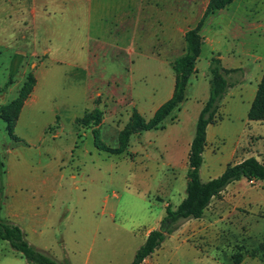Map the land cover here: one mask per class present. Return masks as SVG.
<instances>
[{"label": "crops", "instance_id": "crops-1", "mask_svg": "<svg viewBox=\"0 0 264 264\" xmlns=\"http://www.w3.org/2000/svg\"><path fill=\"white\" fill-rule=\"evenodd\" d=\"M209 1L0 0V33H7L9 29L11 32L16 27L27 29L32 27L30 29L37 33L40 30L37 26L38 20L42 18V33L47 34L49 33L48 21L44 19L52 18L53 24H55L56 18H62L63 21L60 25L72 34L96 35L90 37L89 48L112 51L107 60L109 63L107 62L105 71L99 72L102 78L94 82L97 89L93 93L88 91L89 86H85L86 83L92 82L91 78L87 79L80 72V70H87L86 65L83 67L76 62L70 64V68L66 67L67 69L63 70L64 62L57 60V64L53 67L43 68L45 65L41 60L40 65L36 66L33 71L36 85L25 101L15 126V134L18 138L9 135L6 122L0 118L4 121L6 141L8 142V145L5 146L6 144L0 141V162L4 168V191L0 215L19 224L32 246L51 253L59 261L69 260L72 264H130L137 249L144 243L150 231L158 227L157 225L160 224L163 217L146 229L142 244H136L133 247L129 245L130 237H117L118 243L113 244L112 235L106 232L102 246L93 261L94 248L88 246L86 249V246L81 243H88L90 237L92 241L98 239L101 221L96 217L93 221L89 219L88 224L75 221L67 234L57 237V234L60 233L58 227L61 223V205L64 203L65 191L68 190L66 179L71 180L70 192L78 189V183H88L89 186L96 185V179H100V187L105 190L112 184V163L105 162L102 167L96 166L97 159L102 158V154L97 155L98 151L104 150L98 146L96 130L100 133L103 127L111 126L120 143L119 134L130 121L134 110H137L146 119H150L156 110L172 97L176 79L172 63L184 53L187 45L185 34L204 17ZM252 32L264 33V0H233L227 7L205 17L200 31L204 44L196 63V70L191 75L186 87L185 99L160 125V127L165 126L169 120L180 123L190 150L199 115L210 96L211 59L214 56L220 57L223 66L227 69L243 68L242 80L230 88L222 100L217 115V119L219 116L221 118L216 119V122L209 124L207 128V145L202 169L209 159H215L214 142L218 137L216 126H222L225 121L231 120L235 107L240 111L245 109L243 124L237 132L238 141L242 137L248 112L264 75V55L243 52L262 49V45H264L263 40L257 41L244 36L245 33L252 34ZM148 35L152 38H146ZM151 50L152 52H150ZM49 51L50 49L46 48L45 55H48ZM21 53L26 56V51ZM38 56L36 51L31 55L32 58ZM246 56L248 60L244 64L242 58L244 59ZM249 57H252L251 62ZM89 62H91L90 67L98 64L94 60H89ZM164 66L168 79L166 82L164 81V86H161L160 72ZM128 67H132V69H128ZM149 70L151 73H148ZM28 74L26 72L25 80ZM58 74L67 82H74L75 88L72 89V95H74V90L85 87L83 105L75 102L73 96L72 101L64 100L63 97L66 96L59 89L57 95L59 100L54 98L56 96H52L57 91V87L54 86L53 90V87L51 88L48 83V78L50 75L55 78ZM151 74L153 76L156 74V77L152 76L151 79ZM147 77L148 80H146ZM149 84H154V86H149ZM48 85L49 89L46 90ZM20 89L9 102L6 100L7 93H4L0 107L14 100ZM96 107L104 113L102 123L92 127L81 126L77 120L83 117L86 111H91ZM46 113L52 115L53 122L49 126L42 125L39 133L33 136L35 117ZM69 113L72 114L69 121L72 124L70 131L65 126V118L69 116ZM150 130L131 136L129 145L124 152H109L111 155L117 154L121 158L122 165L116 167V170H121V182L127 183V176L124 175L130 157L133 159L139 155L135 151H131L130 154L131 141L135 138L139 139L138 136ZM70 132L72 135L69 134ZM89 134L94 137L93 149L95 151L83 150L82 154L77 155L73 161L76 163V172L77 169L80 172L82 168L87 167L89 170L84 171V174L88 176L93 171L94 176L83 179L80 174L77 179V176L66 171L67 163L59 154L60 144L63 143L64 138L71 137L74 140L73 145L76 148H81L85 145ZM96 171H103V174L97 178ZM184 198L185 196L182 195L181 201ZM111 216L114 217V214L112 213ZM200 219L194 220L199 221ZM190 221L185 222L168 237L176 238L175 233ZM80 226H91L93 230L88 227L80 230ZM4 241L0 240V243ZM65 241L71 242L72 245L67 247L57 243L63 244ZM82 250L85 252L81 253Z\"/></svg>", "mask_w": 264, "mask_h": 264}, {"label": "rangeland", "instance_id": "rangeland-1", "mask_svg": "<svg viewBox=\"0 0 264 264\" xmlns=\"http://www.w3.org/2000/svg\"><path fill=\"white\" fill-rule=\"evenodd\" d=\"M42 20V18L38 20L37 26L40 30L37 33L30 29L32 27L28 29L16 27L11 32L9 29L7 33H0V103L3 101L4 93H7V102L17 95V91L25 80L26 72L27 74L33 73L36 66L40 65L41 60L45 65L43 68L53 67L57 64V60L64 62L63 70L67 69L66 67L70 68V64L76 62L83 67L86 65L87 70H80V72L87 79L91 78L92 82L86 83L85 86H89L88 91L91 93L97 89L94 82L102 78L99 72L105 71L107 60L112 51L89 48L90 37L96 35L86 33L74 35L60 25L63 21L62 18L54 19L55 24H53L52 18L49 20L45 18L44 20L48 21L49 33H42ZM244 36L264 41L263 32L245 33ZM146 38L152 37L148 35ZM44 48L50 49L48 55H45ZM23 51H26V56L21 53ZM35 51L39 56L32 58L31 55ZM243 52L264 55V45H262V49ZM89 60H94L98 64L90 67ZM242 60L246 64L248 57L246 56ZM251 60L252 57H249L250 62ZM128 69H132V67H128ZM151 71L149 70L148 73ZM160 73L162 76L160 78L161 86H164V81L166 82L168 79L165 66ZM52 75L49 76L48 83L51 88L53 87V90L54 86L57 87V91L52 94L53 97L56 96L54 97L56 100H59L57 96L59 89L66 96L63 97L64 100L72 101L73 96L75 102L83 105L84 86L80 90H74V95H72V89L75 88L74 82H67L64 78H60V74L55 78ZM152 76L153 74H151V79ZM154 76L156 77V74ZM95 77L96 79H94ZM149 86H154V84H149ZM48 89L49 85L46 90ZM235 108L231 120L225 121L222 126H216L218 137L214 142L215 159H209L203 169L201 168V176L205 181L211 177L220 176L228 164L251 156L264 162V122L253 123L249 127L246 124L242 131V137L238 141L237 132L243 124L245 109L240 111ZM71 115L69 113V116L65 118V126L68 131L72 126L69 122ZM220 118L219 116L218 119ZM52 122L53 117L48 113L35 117L33 136L39 133L42 125L49 126ZM180 125V123L169 120L165 126L144 132L143 135L138 136L139 139L135 138L131 141L130 154L131 151H135L139 155L129 159L124 175L127 176V183L120 181L121 170H116L117 166L122 165L120 156L111 155L104 150L98 151L97 155L102 154V158L97 159L96 166L102 167L105 162L113 165V181L106 190L100 187V179H96V185L89 186L88 183H78V189L70 192L71 180L66 179L68 190L65 191L64 203L61 205V223L58 227L60 233L57 234V237L67 234L75 221L88 224L96 217L101 221L98 239L92 241L90 237L88 243H81L86 246V249L88 246L94 248L92 261L102 246L106 232L112 235L113 244L118 243L117 237H130L129 245L131 247L136 244L141 245L146 229L165 215L166 206L171 204L176 208L181 203L182 195L186 196L187 163L190 150ZM69 134L72 135L71 132ZM96 138L98 143L103 146L112 148L120 146L116 132L111 126L103 127ZM0 141L6 144L5 146L8 145L3 120H0ZM73 143V138L67 137L60 144L59 154L67 163L66 171L77 176V179L80 174H82L81 178L89 179L94 176V172L91 171L89 177L84 174V171L89 170L87 167L82 168L80 172L77 169L76 172V163L73 160L77 155H81L83 150H94V137L89 134L85 145L81 148H76ZM100 174H103V171L95 173L97 178ZM174 177L176 178L174 179ZM112 213L114 217L111 216ZM87 227L93 230L91 226H80V230ZM175 235L177 237L173 238L174 240L167 237L160 249L147 258L144 264H264V182L258 181L251 184L243 178L231 184L222 196L211 202L202 219L188 222ZM57 243L67 247L72 245L69 241H65L63 244ZM35 248L37 247L35 246ZM84 252L82 250L81 253ZM0 253V264H32L19 252L13 250L9 242L0 243ZM49 254L53 256L51 253Z\"/></svg>", "mask_w": 264, "mask_h": 264}, {"label": "trees", "instance_id": "trees-1", "mask_svg": "<svg viewBox=\"0 0 264 264\" xmlns=\"http://www.w3.org/2000/svg\"><path fill=\"white\" fill-rule=\"evenodd\" d=\"M233 0H210L204 17L196 26L185 34L186 49L172 63L175 72V88L172 97L162 104L150 118L146 119L137 110H134L130 121L119 134L120 146L112 148L98 143L102 149L111 153H122L129 145L131 136L146 130L160 127L163 120L185 99V91L191 75L196 70V63L201 54L204 39L201 29L205 17L217 10L230 5ZM210 96L205 102L199 115L194 139L188 156L187 188L186 196L176 207L171 204L166 206V212L157 228L150 231L144 243L137 249L134 259L130 264H144L147 257L160 249L164 240L176 231L185 222L200 219L210 206L214 198L221 196L222 192L230 185L243 178L251 184L258 181L264 182V162L255 156L241 161L230 163L224 172L215 178L205 181L201 176V168L204 163V151L207 145V128L209 124L216 122L222 100L230 88L236 86L244 76L243 68L227 69L223 66L218 56L211 59L210 65ZM36 85L34 73H29L18 96L9 104L0 107V118L7 124V130L11 137L18 138L15 134V126L18 122L25 101L32 93ZM103 111L98 107L86 111L77 122L83 127L99 125L103 120ZM264 122V75L258 85L255 98L248 112L247 127L250 124ZM99 131L96 130V135ZM3 164L0 162V208L3 198ZM0 240L10 243L11 247L19 252L32 264H72L69 260L59 261L48 252L35 248L27 240L23 228L0 215Z\"/></svg>", "mask_w": 264, "mask_h": 264}]
</instances>
